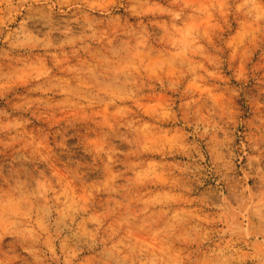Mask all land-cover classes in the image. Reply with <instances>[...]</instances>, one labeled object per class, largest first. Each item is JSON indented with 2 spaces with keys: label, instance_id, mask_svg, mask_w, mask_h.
<instances>
[{
  "label": "clouds",
  "instance_id": "1",
  "mask_svg": "<svg viewBox=\"0 0 264 264\" xmlns=\"http://www.w3.org/2000/svg\"><path fill=\"white\" fill-rule=\"evenodd\" d=\"M0 264H264V0H0Z\"/></svg>",
  "mask_w": 264,
  "mask_h": 264
},
{
  "label": "rangeland",
  "instance_id": "2",
  "mask_svg": "<svg viewBox=\"0 0 264 264\" xmlns=\"http://www.w3.org/2000/svg\"><path fill=\"white\" fill-rule=\"evenodd\" d=\"M40 188H41V191L42 192H46L47 191L45 185H43V184L40 185Z\"/></svg>",
  "mask_w": 264,
  "mask_h": 264
}]
</instances>
